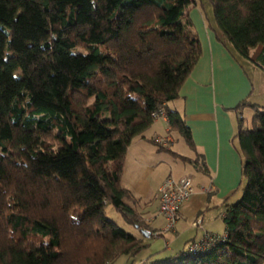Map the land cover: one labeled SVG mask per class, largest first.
<instances>
[{
	"label": "trees",
	"instance_id": "trees-1",
	"mask_svg": "<svg viewBox=\"0 0 264 264\" xmlns=\"http://www.w3.org/2000/svg\"><path fill=\"white\" fill-rule=\"evenodd\" d=\"M208 1L224 41L264 68V0ZM195 6L0 0V264H112L148 247L142 230L155 238L121 177L131 144L161 111L192 146L168 104L202 54ZM245 107L254 111L236 135L245 187L227 205L224 237L141 264H264V108ZM108 205L141 236L107 219Z\"/></svg>",
	"mask_w": 264,
	"mask_h": 264
},
{
	"label": "crops",
	"instance_id": "crops-1",
	"mask_svg": "<svg viewBox=\"0 0 264 264\" xmlns=\"http://www.w3.org/2000/svg\"><path fill=\"white\" fill-rule=\"evenodd\" d=\"M190 15L202 54L183 83L178 99L169 108L178 112L190 129L192 146L177 130L170 128L166 118H158L144 138H137L131 144L121 177L122 187L131 195L127 204L153 231L165 226L158 211L163 181L169 177L193 180L195 194L181 206L175 230L157 237L167 240L164 253L167 256H157L152 262L173 258L179 253H174V249L182 243L185 250L190 243L200 242L209 235L224 236L223 216L227 205L245 187L244 157L236 135L239 118L245 120V111L250 107L242 110L238 107L254 95L253 80L242 65V58L224 41L215 23L207 24L194 8ZM159 137H169L173 143L160 151L152 143ZM197 221L200 225L195 227ZM151 239L145 237L144 244L149 246Z\"/></svg>",
	"mask_w": 264,
	"mask_h": 264
},
{
	"label": "rangeland",
	"instance_id": "rangeland-1",
	"mask_svg": "<svg viewBox=\"0 0 264 264\" xmlns=\"http://www.w3.org/2000/svg\"><path fill=\"white\" fill-rule=\"evenodd\" d=\"M192 8L196 9L203 15L204 21L208 24L209 22L214 23L213 16V7L212 4L208 0H197V6L191 7L189 12H191ZM195 19V15H193ZM193 26L196 28L195 23ZM242 65L245 67V70L249 76L253 80V84L255 87L254 95L250 98L249 102L251 104L258 105L264 108V68L258 67L252 62L241 59ZM170 104V103H169ZM168 104V106H169ZM254 115L253 109L249 108L245 111V125L251 128V119ZM178 138V136H174ZM242 196V191L239 196L235 197V202H237ZM105 214L107 219L113 221L116 225H118L121 229L125 230L127 233L132 234L133 236H141V233L134 227L128 225L122 218L121 214L118 213L111 205H108L105 210ZM222 235V234H221ZM166 239L162 238H153L150 240V245L144 248L137 256H121L117 258L112 264H141L143 260L152 262L157 256H162L161 258L167 256L164 254L167 251L166 247ZM184 243L179 245L178 248L174 249V253L180 252L183 249ZM169 255V253H168ZM158 260H163V259Z\"/></svg>",
	"mask_w": 264,
	"mask_h": 264
},
{
	"label": "built area",
	"instance_id": "built-area-1",
	"mask_svg": "<svg viewBox=\"0 0 264 264\" xmlns=\"http://www.w3.org/2000/svg\"><path fill=\"white\" fill-rule=\"evenodd\" d=\"M156 118H166L167 116L164 112H160L156 115ZM156 144L159 147H168L173 143L172 139L169 137L163 138L159 137L155 139ZM195 194V186L192 178L183 177L179 180L173 178H167L163 181L159 188V215L162 216L165 220L164 228L153 234V237L157 238L160 234H165L170 231H174L179 219L181 206L189 201ZM200 222L197 221L194 223L195 227H198ZM224 237V236H223ZM221 238L220 236L209 235L205 239L193 244L190 247L191 253L196 254L202 249H206L209 245H212L216 242L217 239Z\"/></svg>",
	"mask_w": 264,
	"mask_h": 264
},
{
	"label": "water",
	"instance_id": "water-1",
	"mask_svg": "<svg viewBox=\"0 0 264 264\" xmlns=\"http://www.w3.org/2000/svg\"><path fill=\"white\" fill-rule=\"evenodd\" d=\"M141 233L146 237V238H149L150 237V233L147 232V231H141Z\"/></svg>",
	"mask_w": 264,
	"mask_h": 264
}]
</instances>
